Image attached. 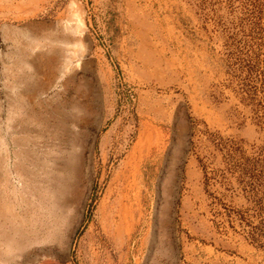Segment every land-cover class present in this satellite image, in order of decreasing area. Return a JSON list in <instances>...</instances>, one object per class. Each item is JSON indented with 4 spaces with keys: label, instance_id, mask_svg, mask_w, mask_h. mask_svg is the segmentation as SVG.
Masks as SVG:
<instances>
[{
    "label": "rangeland",
    "instance_id": "1",
    "mask_svg": "<svg viewBox=\"0 0 264 264\" xmlns=\"http://www.w3.org/2000/svg\"><path fill=\"white\" fill-rule=\"evenodd\" d=\"M0 264H264V0H0Z\"/></svg>",
    "mask_w": 264,
    "mask_h": 264
}]
</instances>
